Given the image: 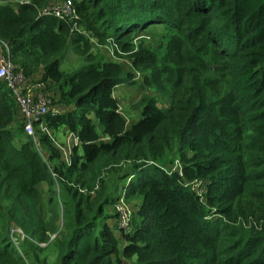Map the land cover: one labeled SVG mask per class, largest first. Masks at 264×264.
<instances>
[{"label":"trees","instance_id":"trees-1","mask_svg":"<svg viewBox=\"0 0 264 264\" xmlns=\"http://www.w3.org/2000/svg\"><path fill=\"white\" fill-rule=\"evenodd\" d=\"M71 2L76 15L59 19L41 14L51 0H0L13 74L40 72L55 107L34 143L0 82V264H264V0ZM148 26L162 29L156 46L135 41ZM92 40L168 104L144 97L127 124L113 91L132 75L94 58ZM67 47L95 61L61 71ZM62 127L77 139L68 162L52 141ZM118 198L139 216L130 228Z\"/></svg>","mask_w":264,"mask_h":264},{"label":"rangeland","instance_id":"rangeland-1","mask_svg":"<svg viewBox=\"0 0 264 264\" xmlns=\"http://www.w3.org/2000/svg\"><path fill=\"white\" fill-rule=\"evenodd\" d=\"M54 0H51V3ZM14 4V3H12ZM51 5H48V7H50ZM46 7V8H48ZM45 8V9H46ZM147 30L142 31V33H137L136 34V38L135 41L136 43H138V41L143 39H146V41L150 42L151 44H153L154 46H156L157 44V39L158 36L162 33V29L159 26H148L146 28ZM91 53L93 54V56H95L94 58H101V59H106V60H112L115 62H118L121 66V69H123V73L122 76L125 75V73H129L130 75H132V78H130V80L134 81V85H126L123 84V86H117L115 87L114 91H113V96L117 101L118 104V109L120 111V113L123 115V117L125 118L127 124L135 122L137 120H139L140 117V112L141 109L140 107H138V102L143 99L144 97H155L157 100V106L159 108H164V106H166L168 104V97L166 95H160L158 93L155 92L154 89L148 88L146 86H142L141 87V78H142V73L140 71L134 70L131 68L130 65V61L125 57H121L119 59L115 58L112 54V50H111V46L109 42H105L103 43V45H98L96 44L95 41L92 40V47H91ZM92 58L90 60L88 59H82L80 57H78L71 49L70 47H67L64 53V58L62 60V62L59 65V69L61 71H72L75 70L79 67H82L84 64L90 62V61H95V59ZM40 76V72H36L35 75H33L31 78H29V80L27 79V82L29 84H35L36 82H38ZM49 87V88H48ZM49 89V90H48ZM47 97V101H48V110L52 111L55 107L54 104H51V98H53V92L50 88V85H47V90L44 93ZM56 96V94H55ZM18 117H20L18 115ZM20 122V121H19ZM24 132V131H23ZM33 134L35 135L34 129H32ZM25 134V133H24ZM53 137V134H52ZM55 139V138H54ZM32 140V138H31ZM55 143H57L58 145H60L61 143L60 140L55 139ZM175 163H173L172 165L174 166ZM124 183V179L120 181L117 189H116V193L122 192L123 190V185ZM39 188L44 189L45 185L40 184ZM47 199V194L45 192H41V198L39 196V205H38V213L44 218V216L46 217L47 214V210L48 207L45 204ZM129 206L131 207L132 211L134 210V205L132 204V202H128ZM108 208V210L110 209V207H106ZM134 212V211H133ZM139 221V216L138 215H132L131 214V220H130V226H133L134 223ZM110 222H113V220H110ZM21 241L18 240L17 245H19ZM42 255H45V257L47 258V260L51 261L52 257H53V253L52 252H47V250L45 249L44 252L42 253ZM124 264H130V260H124Z\"/></svg>","mask_w":264,"mask_h":264},{"label":"built area","instance_id":"built-area-1","mask_svg":"<svg viewBox=\"0 0 264 264\" xmlns=\"http://www.w3.org/2000/svg\"><path fill=\"white\" fill-rule=\"evenodd\" d=\"M50 5L51 6L44 9L41 14L52 13L59 19L73 18L76 15L71 0H55V2ZM8 54L9 47L7 42L0 40V82H3L11 91L20 116L23 131L25 135L32 138V141L35 143V135L32 132L33 123L47 113L49 100H46L47 97L44 92H42L44 89L43 84H29L21 75L13 74L14 68L10 63ZM41 131L48 134V131L45 129H42ZM73 140V144L77 143L75 136L73 137ZM55 145L60 148L57 143H55ZM69 151L71 152V149ZM68 160L69 158L66 159L67 162ZM174 163V168L181 173L178 163ZM113 208L116 213L118 227L121 229L130 228L132 209L129 204L122 198H118L113 203ZM9 235L14 244H16L18 240H22L24 237L18 228L10 229ZM40 245L43 246L44 244Z\"/></svg>","mask_w":264,"mask_h":264},{"label":"crops","instance_id":"crops-1","mask_svg":"<svg viewBox=\"0 0 264 264\" xmlns=\"http://www.w3.org/2000/svg\"><path fill=\"white\" fill-rule=\"evenodd\" d=\"M53 134V143L55 144V139L60 140L59 143H61L60 146V152H61V157L63 159L64 162H67L66 159L69 158L70 155V149L71 146L74 142L73 140V134L67 130L66 128H59L57 130H55ZM47 135H50V133L48 132ZM55 138V139H54Z\"/></svg>","mask_w":264,"mask_h":264}]
</instances>
